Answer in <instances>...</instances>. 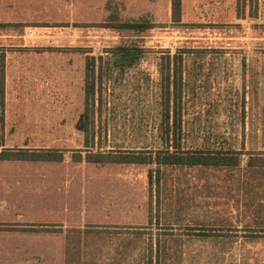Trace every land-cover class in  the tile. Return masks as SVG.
I'll use <instances>...</instances> for the list:
<instances>
[{"label":"rangeland","instance_id":"rangeland-1","mask_svg":"<svg viewBox=\"0 0 264 264\" xmlns=\"http://www.w3.org/2000/svg\"><path fill=\"white\" fill-rule=\"evenodd\" d=\"M108 14L152 27L117 30ZM179 15L171 0H0V148L60 155L0 160V211L12 221L25 209L0 224V264H264V169L247 165L249 152L264 155V0H181ZM131 39L144 50L133 66L106 74L95 62L86 141L76 127L86 56ZM162 57L171 74L178 65L181 148L239 149L238 166L86 160L165 146ZM56 199L80 227L21 226L27 208Z\"/></svg>","mask_w":264,"mask_h":264},{"label":"trees","instance_id":"trees-1","mask_svg":"<svg viewBox=\"0 0 264 264\" xmlns=\"http://www.w3.org/2000/svg\"><path fill=\"white\" fill-rule=\"evenodd\" d=\"M181 0H171L172 16L174 20H179ZM109 23L107 26L117 30H132L137 35L152 27L148 18L143 15L139 18L121 19L117 15L108 14ZM143 46L135 39L127 40L106 50V57L99 55H87L85 60V72L83 83L84 105L83 110L78 116L76 127L85 134L87 141L88 134L93 132V110L89 109V104L93 105L95 94L100 90V86L96 88V83L101 80V74L95 76V62L103 61L106 65L103 72L108 74L111 69H118L120 72L136 64L143 56ZM104 58V60H103ZM164 58V59H163ZM164 60V61H163ZM175 60V59H174ZM169 57H162L159 63L160 72V90H161V118L160 130L165 146L157 149L153 155L140 154L134 152L97 151L87 152L86 160L89 162H122V163H155L157 165H177L188 167H236L240 164V155L242 151L239 149H182L181 140V83L180 75L176 74V63L172 74L170 73ZM99 66V65H98ZM100 67V66H99ZM3 72L0 73V94H3ZM170 86L172 91L170 92ZM0 95V96H1ZM172 99L174 108L171 109L169 103ZM98 101H100L98 99ZM247 165H253L254 172L264 169V155L254 152L248 153ZM60 155L50 150H29L27 148H0V160H58ZM258 163V164H257ZM158 180V179H157ZM150 185L154 182L151 178V172L148 174ZM158 182V181H157ZM17 217V216H16ZM1 222V221H0ZM17 223V218L13 219ZM6 223V222H5ZM10 222L8 225H15ZM4 225V222L0 223ZM7 225V224H6ZM5 226V225H4Z\"/></svg>","mask_w":264,"mask_h":264},{"label":"crops","instance_id":"crops-1","mask_svg":"<svg viewBox=\"0 0 264 264\" xmlns=\"http://www.w3.org/2000/svg\"><path fill=\"white\" fill-rule=\"evenodd\" d=\"M57 200V199H56ZM56 205L55 206H46V207H34L33 208H27L26 211L29 212V214L31 215L30 217L27 216V218H25L24 222L29 223V225H21V226H30V222L34 225H32L33 227L35 226V224L37 222L39 223H45V222H53L54 224H56V228L59 229V231L62 229L64 230L65 228L68 227H73L76 226L77 228L81 226L80 222L73 224L71 221H73V210L71 208H69L66 199H59L56 201ZM250 204H253L252 201L249 202ZM7 204V203H6ZM29 205V204H28ZM27 205V206H28ZM25 209L17 211L15 213V216L13 217V219L17 218L18 221H20L19 219H23L22 217V212H24ZM30 210V211H29ZM14 213L12 211H9L8 207H3L2 210L0 211V221L1 222H6V223H14L13 220L11 221V216ZM23 215H25L23 213ZM17 216V217H16ZM80 217V215H78V218ZM0 222V223H1ZM71 222V223H70ZM61 232V231H60ZM63 232L60 233V236H62ZM58 236V235H56Z\"/></svg>","mask_w":264,"mask_h":264}]
</instances>
